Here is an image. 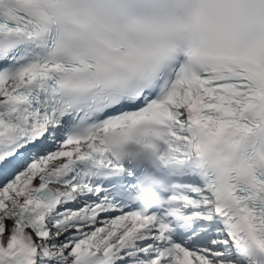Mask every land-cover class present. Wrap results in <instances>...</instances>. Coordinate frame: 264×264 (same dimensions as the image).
<instances>
[{
  "label": "snow or ice",
  "instance_id": "6c2138e0",
  "mask_svg": "<svg viewBox=\"0 0 264 264\" xmlns=\"http://www.w3.org/2000/svg\"><path fill=\"white\" fill-rule=\"evenodd\" d=\"M0 264H264V0H0Z\"/></svg>",
  "mask_w": 264,
  "mask_h": 264
}]
</instances>
